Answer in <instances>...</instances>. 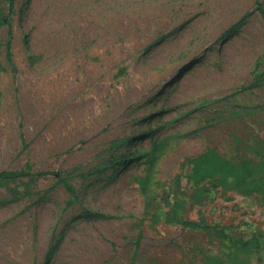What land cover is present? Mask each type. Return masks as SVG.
<instances>
[{"label": "rangeland", "instance_id": "1", "mask_svg": "<svg viewBox=\"0 0 264 264\" xmlns=\"http://www.w3.org/2000/svg\"><path fill=\"white\" fill-rule=\"evenodd\" d=\"M11 26L0 171L44 174L0 178V264H201L236 250L181 221L264 230L260 199L194 185L188 161L264 159L256 0H14Z\"/></svg>", "mask_w": 264, "mask_h": 264}, {"label": "trees", "instance_id": "2", "mask_svg": "<svg viewBox=\"0 0 264 264\" xmlns=\"http://www.w3.org/2000/svg\"><path fill=\"white\" fill-rule=\"evenodd\" d=\"M7 10H0V28L7 27V38L0 40L5 47L6 59L12 61V26L11 16L14 12V0H6ZM257 10L264 20V7L256 0ZM245 13L241 19H244ZM241 21V20H240ZM256 72V71H255ZM256 78L251 86L257 85L263 77L261 72H256ZM189 177L194 185H199L206 180H214V186L227 187L235 190L239 195L252 202L260 199L264 203V159L254 161L249 158L233 161L220 154L215 149H207L197 156L190 158ZM44 172H30L23 170L0 171V178L14 179L23 176H40ZM55 174V173H54ZM58 182L73 197H76L75 186L65 178L59 176ZM166 221H173L174 217L166 216ZM188 227H199L210 235L218 237L222 242L236 250L234 256H221L212 252L203 255L201 264H251L252 260L261 261L264 251V230L254 228L247 236H232L221 223L208 224L204 221H181Z\"/></svg>", "mask_w": 264, "mask_h": 264}]
</instances>
